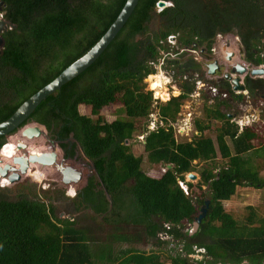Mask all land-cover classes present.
<instances>
[{
	"label": "trees",
	"instance_id": "obj_1",
	"mask_svg": "<svg viewBox=\"0 0 264 264\" xmlns=\"http://www.w3.org/2000/svg\"><path fill=\"white\" fill-rule=\"evenodd\" d=\"M0 1L3 19L12 25L0 33V122L85 53L126 2ZM158 1L139 0L98 58L46 96L24 121L42 124L48 141H57L64 157L74 156L78 144L94 164L96 176L90 174L69 199V215L63 217L50 200L53 194L35 184L17 183L21 189L14 199L8 197L7 187L0 188V264H264V219L256 221V213H251L248 224H240L223 204L239 185L264 187L254 162L264 159V135L257 126L238 124L227 111L230 98L215 97L209 106V94L203 106L207 122L195 120L190 140H177L170 124L147 132L144 149L149 163L165 166L160 177L148 175L142 156L125 142L157 99L145 79L156 71L151 62L170 49L169 35L179 36L176 47L195 41L211 47L218 32L238 26L248 62L259 65L264 59L253 41L261 37L260 29L264 32V0H167L162 8ZM172 63L173 76L181 75L182 91L165 102L158 100L164 123L175 120L182 102L195 91V81L184 79V74L191 66L200 67L191 59ZM245 84L250 94H264V79L248 77ZM222 87L230 88L229 82ZM231 94L244 99L243 94ZM80 103L89 113L80 112ZM109 104L119 112L110 121L102 113ZM210 128L215 140L208 134ZM5 138L0 136V146ZM218 153L219 163L214 161ZM194 160L211 163L198 169L196 185H207L206 194L197 195L191 191L193 183L185 181L184 175L196 170ZM178 180L185 181L188 194ZM206 198L211 199L207 215L190 234L185 223L194 222ZM256 222L259 226L253 225ZM163 231L183 242L182 251L170 255L168 262L158 251L136 246L162 248L170 241L160 235ZM97 240L102 250H93L91 244ZM124 242L129 246L114 249L115 243ZM195 246L205 249L201 258L192 256Z\"/></svg>",
	"mask_w": 264,
	"mask_h": 264
},
{
	"label": "rangeland",
	"instance_id": "obj_2",
	"mask_svg": "<svg viewBox=\"0 0 264 264\" xmlns=\"http://www.w3.org/2000/svg\"><path fill=\"white\" fill-rule=\"evenodd\" d=\"M262 30L263 29H260L259 32L262 34H261V37H260V34L257 35L259 39L256 42V44L259 47H261L260 51H264V32H261ZM238 37L239 35L235 32L234 34L232 33L228 35H223L220 38H223L222 40L228 38L232 44V48L235 49L239 53L241 50V47H240ZM222 40H219V41H222ZM170 41H171V45L173 46V47H170V49H172L174 48V46H176V44H175V40L172 37H170ZM215 45L218 47V52L222 54L219 48V42H217ZM190 55H191L190 53H187L184 58L190 57ZM211 56L213 58H216L218 54H214ZM239 60H240V57H239ZM152 64L156 68V71L153 73H149L147 75L145 79L147 81L146 88H152L153 97L157 99H155L152 103L151 112L147 115V117L142 118L141 122H138L139 124L138 128L134 131L132 136L128 138V140H126L125 142L129 144L130 150H132L134 154H140L142 156V159H143L142 167L144 168V171L150 176L152 173L154 175L153 177H160L161 174L163 173L162 168H165V166L164 164H156L152 166L151 163H149V160L147 157V151L144 149L143 138L149 129L154 130L160 123L159 119L156 120L157 117L159 118L158 100L161 102H165L173 96H178L182 91V87L180 83V79H181L180 75L178 74L179 79L173 76L174 70L173 68H170V66L167 64V61L166 62L164 61L162 63L160 62V60H158L156 61V64L155 63H152ZM188 72H192V71H188ZM155 73H159L158 77L162 78V82L161 81L155 82V79H154L155 77H151V75H154ZM188 74L190 77H192L193 75L190 73ZM163 77H165L166 79L165 78L163 79ZM193 94H194L193 97L190 95L188 99L182 102L180 106V110L177 113L174 121H170L167 123H164L162 121L163 124H170L172 126L174 136L179 141L180 140L186 141L192 138L193 133L195 132V120L196 119H198L199 121L205 122V123L207 122V120L205 119L204 112H203L204 111L203 106H204L205 100L207 99V97H209L210 93L208 90H206V88H203L200 91H194ZM216 100L217 99L210 97V99L207 101V105L209 106L213 105L216 102ZM240 101L241 103L237 101V98L232 97L231 99L232 105L229 107V109H227L228 112H232L236 114L237 118H241L243 115H246L248 111H250V110H247L245 106L246 104L245 99H242ZM250 103H253L252 109H256V108L259 109V104L264 103V97L262 95L257 96ZM80 105L82 106L83 103ZM79 110L80 112L89 113V107L86 105L84 107L83 106L80 107ZM114 110L115 109L113 105L109 104L102 110V113L104 114L106 119L110 121L114 119V117L119 113ZM256 111L257 113H254V114H256L257 116L261 114L262 118L264 117V108L262 112H259L258 110ZM120 115H123V113ZM259 123L263 124L262 120ZM33 124H36V123L30 122L28 125H33ZM211 126L212 127L216 126L215 121H211ZM257 128L262 131V128H264V126L259 125L257 126ZM211 129L212 128H210L209 133L208 132L207 133L210 134L212 138L215 140V135ZM44 131L45 133L42 134L40 137L34 136L33 139L28 138L29 144L27 146L29 148H26L25 152L39 155L42 153V151H45V150L51 151L55 147L56 150L58 151V162L63 161L64 164L69 163V164L76 166L77 168L82 169V173H83L82 178L78 182H71L69 186L61 182L60 173L58 172V170L56 169L54 165H42L38 163H31L32 172L42 171V174H43L42 179L37 180L30 174L22 175L21 179L18 182H12L9 186H7L8 191L6 193L10 199H14L15 197L14 195L18 192V190L21 189L18 187L17 183H26V185L28 186H30L31 184H35L36 188L47 191V194H53V198H50V200L55 203L56 208L59 210L60 215H62L63 217L64 215H69L67 212L69 211V207H70V203H69L70 198L66 197L65 195L68 192L70 193L73 192L72 191L73 186L76 190H78L86 182L87 177L90 174H94L96 176V171L90 170L92 162L88 157L84 155V153L82 152L78 144L75 149L74 156H71L66 159V157H64L63 155V150L58 145L53 146L51 143H49L48 138H47L48 132L46 129H44ZM141 132L143 134V137L138 136V134H140ZM19 133H20V129L10 134L9 136H7L5 138L6 139L5 141L7 142V140L9 139V143L11 144L14 143L15 137L20 135ZM21 151L22 150H19L18 153H21ZM18 153L15 150L13 155L5 157V160H4V156L0 153V160H4V161H6V159L10 160ZM217 155L218 157L214 161L215 162L217 161L219 163L221 161V158L219 157V153ZM254 159H255L254 162L257 163V166H259L258 174L262 179H264V159L263 161H262V158H254ZM193 163L194 164L197 163L196 170L191 171L192 173L196 174V178L190 179L187 176L188 173H186L184 175L185 181H189L193 183V186L191 187V191L193 190L197 195L201 193L206 194L207 189H208L207 185H202L201 189H198L196 185L199 179L198 169L202 166H205L207 163L208 164H211V163L199 161V160H194ZM223 204L225 206V210L232 213L240 224L244 223L245 225H247L248 218L250 217L251 213H256V216H257L256 221L264 219V187L256 188L253 186H245V185L240 186L239 185L236 187L235 194L229 200H224ZM250 208H253V211ZM253 225L259 226V223L256 222ZM185 227L191 228L192 224L190 225L189 223L186 222ZM167 238L170 241L166 245H164L162 248H158L157 246L152 245V244H149V245L137 244L136 246L148 252L156 250L162 255L163 260L165 262H168L170 255H176L178 252L182 251L183 242L179 244L177 240H173L170 237H167ZM100 241L101 240H97L95 241V243H92L93 250L99 251L102 248L103 244ZM125 246L128 247L129 246L128 243H125V242L115 243L114 249L118 250L121 247H125ZM204 252L205 250L200 251L198 247L196 248L195 254H193L192 256L196 258H201ZM183 254H186V252H183ZM217 264H221V262H218ZM226 264H229V263H226Z\"/></svg>",
	"mask_w": 264,
	"mask_h": 264
},
{
	"label": "water",
	"instance_id": "obj_3",
	"mask_svg": "<svg viewBox=\"0 0 264 264\" xmlns=\"http://www.w3.org/2000/svg\"><path fill=\"white\" fill-rule=\"evenodd\" d=\"M139 0H126L121 11L108 27V29L103 33V35L83 54L75 58L68 65H66L55 78L50 82L42 86L27 99H25L14 112L5 120L0 122V136H9L20 129L21 135L27 138H33L34 136H40L45 133V127L42 124L35 122V125H28L30 122L24 121L29 117V115L34 111L37 105L46 98L49 94L56 90H59L60 86L79 74L84 70L91 62L96 60L98 56L103 52V50L109 45L112 39L117 35L119 30L124 26L132 12L134 11ZM159 6L164 7L167 5V0H159L157 3ZM2 2H0V7ZM7 28V22L0 19V33ZM2 39L0 37V44ZM219 48L222 53V58L228 63L233 64L237 52L232 48V44L228 38L219 41ZM207 70L209 74H216L222 69V65L219 64V60H214L208 62ZM232 70L236 72L235 75L226 73L225 77L231 80L236 89L246 90L245 84L241 83L242 74L247 73V68L241 62H236ZM252 76L260 77L264 75V67L253 68L251 71ZM25 125V126H24ZM199 133V132H197ZM48 138V136H47ZM145 142V140L143 141ZM53 146L58 145L55 140H49ZM59 146V145H58ZM16 147L18 150H22L21 153L15 155L10 159L9 162L3 163L0 166V175H6L10 182H18L22 175L27 174V169L30 167V163H38L42 165H54L58 172L60 173V180L63 184L70 185L71 182H78L82 178V169L77 168L72 164H64L63 161L58 162V151L54 147L51 151L45 150L41 154H33L25 152L28 147L27 143L22 140L17 141ZM60 147V146H59ZM69 158V156H67ZM66 158V159H67ZM65 159V158H64ZM63 162V163H62ZM170 168L171 165L167 164ZM95 170L94 164H91V169ZM187 176L190 179H195L196 174L188 172ZM211 203L210 198H206L205 202L200 207V213L197 215L196 219L192 223L190 228V234H194L198 231L200 223L206 217L209 206Z\"/></svg>",
	"mask_w": 264,
	"mask_h": 264
},
{
	"label": "flooded vegetation",
	"instance_id": "obj_4",
	"mask_svg": "<svg viewBox=\"0 0 264 264\" xmlns=\"http://www.w3.org/2000/svg\"><path fill=\"white\" fill-rule=\"evenodd\" d=\"M0 2H2V1H0ZM167 4H168V2H167ZM1 7H2V5H1ZM235 32L240 37V38L238 37V39H239L241 50H240L239 53L236 51L237 52V56L235 58L237 60L235 59L233 64H228L222 58V54H220L218 52V47L215 44L217 42H219V40L223 39V38H220L223 35H228V34H232V33L234 34ZM240 32L242 33L243 31H240L238 26H235L234 28L232 27V29L229 32H227V33L226 32H218L216 34L215 41H214V43L212 44L211 47H209L207 44H199L198 42L195 41L191 45H183L181 47H176L175 46L172 49H167L166 51H168L169 53L173 54V56H168L169 60H168L167 64L168 65L169 64L174 65L172 63L174 60H179L182 63L183 62L187 63L189 59L195 60L197 63L200 64V67H198L197 65L191 66L188 71H192V72L185 73L184 77H183L184 79H190L191 81H195V79L197 77H201L202 79H206V74H207V71H208L206 64L208 62H211V61H214V60H219V64H221V65L223 64L222 65V69L220 71H218L216 74H210V75H212L214 77L217 76L216 78H213L210 82L214 83V84H217L222 89L225 88V87L223 88L222 86H224L226 82H229V84H230V80L225 77V74L227 72L230 73L231 75H235L236 74V72H234L232 70V67H233V65L236 62L243 63L245 65V67L247 68V70H248L247 73L242 74L243 82H241V83L245 84V81H246V79L248 77L253 78V79H261L262 80L264 78H260V77H257V76H252L251 71L253 70L254 67H258V66H261L262 64H264V62L260 63L259 65H256V64H254L252 62H248V60H247V58H248V56H247V48L245 46V43H244V40H243V36H242V34ZM170 37H172L175 40V44L176 45L177 44L179 45V39H178L179 36L178 35L170 34L169 38H168L169 42H171L170 41ZM253 42H257V40L253 41ZM170 47H173V46L170 44ZM215 47L217 48V50L213 49ZM258 48H259V50H258L257 54L260 55V57L264 59V51H260L261 47L258 46ZM174 49H176V50L174 51ZM187 53L191 54L190 57L184 58ZM214 54H218V56L216 58H213L211 55H214ZM239 57H240V60H239ZM166 59L167 58H165V60H164L165 62L167 61ZM165 66H166V64H165ZM170 68H173V67H170ZM175 69L178 72V69L176 68V66H175ZM188 73L193 74L192 77H190ZM245 86H246V84H245ZM195 89H196V85H195ZM246 101L248 103H250L251 101H253V99L252 98H247ZM251 104H253V103H251ZM27 175H29V174H27ZM170 238H172V237H170ZM200 251H203V250H200ZM203 255L204 254H202V256Z\"/></svg>",
	"mask_w": 264,
	"mask_h": 264
},
{
	"label": "built area",
	"instance_id": "obj_5",
	"mask_svg": "<svg viewBox=\"0 0 264 264\" xmlns=\"http://www.w3.org/2000/svg\"><path fill=\"white\" fill-rule=\"evenodd\" d=\"M3 18H4V12H2V7H0V19H3ZM213 49L217 50L216 47ZM170 55L173 56V54L169 53L168 51H162V56H160V58L158 60H160V62L163 63L165 58L167 56H170ZM151 63L156 64V61H152ZM261 67H264V64H262L261 66H258V67H254V68H261ZM216 77L217 76L214 77V76L210 75L208 73V71L206 74V79H202L201 77H197L195 79V85H196L197 90L195 89V91H200L203 88H206V90L209 91L212 98H215V97H217V98H228L231 92H233L235 94H244L246 97L248 96V98H250V96L247 94L246 90L236 89L234 83L231 80H230V88L229 89H226V88L222 89L217 84L211 83L210 81ZM260 78H264V75L260 76ZM241 82H243V80ZM191 96L193 97L194 94L192 93ZM157 119H159V118L157 117L156 120ZM235 119H237L238 124L241 126H244V125L245 126H251V125H253V123L260 121V117H258L256 114L250 113V112L247 113L246 115H243L241 118H237V116H235ZM159 121H160V123H159L160 125L163 124L162 120L159 119ZM138 136L143 137L142 132L140 134H138ZM178 184L182 188V190L186 194H188V187H187L185 181L178 180ZM166 227L168 229L170 228L169 225H167ZM160 235H162V237H164V238L170 237V235H168V233L166 231H163ZM199 250H204V248H199Z\"/></svg>",
	"mask_w": 264,
	"mask_h": 264
},
{
	"label": "bare ground",
	"instance_id": "obj_6",
	"mask_svg": "<svg viewBox=\"0 0 264 264\" xmlns=\"http://www.w3.org/2000/svg\"><path fill=\"white\" fill-rule=\"evenodd\" d=\"M158 75H159V73H156V76H154L155 78V82H162V78H160V77H158ZM165 77H163V79H164ZM166 79V78H165ZM182 133V132H181ZM20 135H18L17 137H15V142L14 143H9V146H7V144H8V142H9V140L7 141V144L4 146V148L5 149H3V152L4 153H1L3 156H4V160H5V157H8L6 154L8 153V152H10V153H14V151L16 150V152L18 153L19 152V150L17 149V147H16V142L17 141H19V140H22L24 143L26 142L27 143V145L29 144V142H28V138L27 137H23L22 135H21V132L19 133ZM48 147V146H47ZM27 148H29V147H27ZM2 150V149H1ZM0 150V151H1ZM58 158V157H57ZM6 161H10V160H7L6 159ZM1 166V165H0ZM30 167H31V163H30V165H29ZM27 173L28 174H30V175H32L34 178H36L37 180H41L42 179V176H43V174H42V171H39V172H37V171H34V172H32V167L31 168H29V169H27ZM2 176V175H1ZM6 184H8L9 183V181H7L6 179H4L3 180ZM74 186L72 187V191H74Z\"/></svg>",
	"mask_w": 264,
	"mask_h": 264
},
{
	"label": "crops",
	"instance_id": "obj_7",
	"mask_svg": "<svg viewBox=\"0 0 264 264\" xmlns=\"http://www.w3.org/2000/svg\"><path fill=\"white\" fill-rule=\"evenodd\" d=\"M236 59V58H235ZM237 60V59H236ZM225 89V88H224ZM226 89H229V88H226ZM246 91H247V94L250 96V98H252V99H255L257 96H263L264 97V94L261 92V91H259V90H256L253 94H250V91L247 89V87H246ZM231 93H230V95H229V98H231L232 99V97H231ZM244 95V94H243ZM248 98V96L247 97H245L244 96V99H245V102H246V104H245V106H246V108H247V110H250V111H248V113L250 112V113H257V111L256 110H258L259 112H262L263 111V109L262 108H264L263 106H264V104L263 103H260L259 104V109H252V104L251 103H248L247 101H246V99ZM230 99V100H231ZM237 101L238 102H240L241 103V101H240V99H237ZM80 104H82V103H80ZM79 104V109H80V107H84L85 106V104H83L82 106ZM87 106V105H86ZM228 109H229V107H228ZM247 110H246V112H247ZM230 113V115L233 117V118H235V116H236V114H234V113H232V112H229ZM258 117H260V121L262 120V122H263V124L262 123H259L260 121H257V122H255V123H253V125H251V126H259V125H262V126H264V120H263V118H262V116H261V114H259V116ZM261 133L264 135V128H262V131H261ZM82 176H83V174H82ZM151 176H154L152 173H151ZM86 183V182H85ZM84 183V184H85ZM83 184V185H84ZM82 185V186H83ZM91 246H92V244H91ZM100 250H102V248L100 249Z\"/></svg>",
	"mask_w": 264,
	"mask_h": 264
},
{
	"label": "clouds",
	"instance_id": "obj_8",
	"mask_svg": "<svg viewBox=\"0 0 264 264\" xmlns=\"http://www.w3.org/2000/svg\"><path fill=\"white\" fill-rule=\"evenodd\" d=\"M167 2H168V1H167ZM158 6H159V5H158ZM159 8H162V7L159 6ZM3 20H5V19H3ZM5 21H6V20H5ZM6 22H7V21H6ZM8 26L12 27V25L9 24V23L7 22V28H8ZM150 89H152V88H150ZM150 112H151V111H150ZM150 112H149V113H150ZM159 119H160V118H159ZM160 120H161V119H160ZM159 125H160V124H159ZM24 126H25V125H24ZM146 128H147V127H146ZM149 130H151V129H149ZM149 130H148V131H149ZM148 131H147V132H148ZM146 134H147V133H146ZM146 134H145V135H146ZM145 135H144L143 141L145 140ZM5 140H6V139H5ZM8 140H9V139H8ZM8 140H7V141H8ZM126 140H128V139H126ZM6 144H7V142L5 141V142L0 146V150L3 149L4 146H5ZM16 144H17V142H16ZM18 154H19V153H18ZM5 162H9V161L0 160V165H3V163H5ZM29 168H31V167H29ZM29 168H28V169H29ZM163 169H164V168H162V172L165 171V170L163 171ZM26 175H27V174H26ZM4 179H6L7 181H9V179L7 178L6 175H4V176H3V175H2V176L0 175V188L7 187V186H9V185L12 183V182L9 181V183L6 184V183L3 181ZM69 186H70V185H69ZM76 192H77V190L74 189V191H73L72 193L68 192L65 196H67L68 198H72V196H74V195L76 194ZM170 237H171V236H170Z\"/></svg>",
	"mask_w": 264,
	"mask_h": 264
}]
</instances>
